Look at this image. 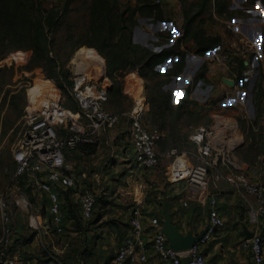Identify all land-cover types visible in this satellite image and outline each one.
I'll list each match as a JSON object with an SVG mask.
<instances>
[{"label":"rangeland","instance_id":"rangeland-1","mask_svg":"<svg viewBox=\"0 0 264 264\" xmlns=\"http://www.w3.org/2000/svg\"><path fill=\"white\" fill-rule=\"evenodd\" d=\"M41 1L46 14L54 15L58 23L57 28L49 34L48 56L54 61L53 67L35 47L33 25L27 24V16L18 19L7 15L5 18L2 16L3 10L0 11V194L12 184L14 163L11 149L21 127L20 118L25 108L38 103L36 98L31 99L30 94L43 87L44 98L54 86L67 105H73L68 87L75 76V64H78L74 62V56L83 47L94 50L98 61V58L101 61L104 59L107 80L103 81L99 73L92 80L108 85L109 110L126 111L133 106L135 98L145 96L148 99L150 108L146 113V123L164 132L158 143L161 150L169 146H182L199 124H212L217 119L232 121L238 127L228 130L227 135L238 141L234 154L251 171L260 167L258 164L264 152V0H174L177 6L169 9L168 3L155 5L153 0ZM241 12L252 18L249 25L261 27L260 30L254 29L251 37L241 28L234 27V17ZM142 31L149 34L143 35ZM28 45L32 47L27 48ZM175 51L178 54L176 59ZM190 52L205 54L207 60L200 62L196 58L189 61L191 66L184 73ZM213 52L219 54L220 61L210 57ZM150 54H153V65L142 67L144 59ZM169 59L174 62L171 67L167 64ZM210 59L217 61L221 68L211 66ZM244 60L246 65L243 64ZM92 63L86 60L81 64L92 66ZM77 66L81 67L79 64ZM247 67H253L254 71L244 75ZM138 70L143 76L135 73ZM52 71L57 75L51 76L49 73ZM109 74L113 75L114 85ZM184 78H187L186 82L181 85ZM223 78L233 80L234 84H227ZM59 82L62 84L60 88ZM128 129L127 120L122 119L118 125L104 130L98 153L84 159L89 163L92 159L96 161L99 168L92 173L102 170L103 179L107 178L93 184L88 179L85 182L97 195L95 220L108 213L112 216L105 221L113 223L114 219H118L113 215L118 214L120 209L130 211L134 203L140 202V208L143 207L147 215L150 214L148 209L156 206L160 209L158 215L161 222L169 219L175 223L172 221L174 208L185 213L189 211L178 204L175 196L181 189L191 199L190 207L195 216L191 222H186L189 229L201 216H205L206 208L199 201L200 197H205L207 192L216 195L222 189L221 185L224 187L223 193L234 194L236 200L243 203L241 192L236 189L227 192L226 187L228 189L229 186L224 181H212L203 192L189 189L184 180L172 184L164 163L152 171H144L141 177L142 191L137 192L136 202H133V196H130L135 181H126L133 172ZM66 162L76 174L79 173L77 162L70 157ZM20 190L29 199L27 211L15 210V216L19 215V219L26 223L20 224L17 240L23 243L27 217L35 212L45 215L48 200L45 194L36 190ZM78 192V187L61 192L66 218L72 220L74 225H80V219H77ZM22 193L17 191L16 194ZM236 208L243 219L244 207L237 203ZM35 234H29L26 242L33 241ZM57 235L61 236L54 235V243L57 237L65 241L71 239V243L75 238L69 232ZM101 237L104 241L100 245L107 246L106 261L112 255L111 245L116 244L107 235ZM36 240L38 245V238Z\"/></svg>","mask_w":264,"mask_h":264},{"label":"built area","instance_id":"built-area-1","mask_svg":"<svg viewBox=\"0 0 264 264\" xmlns=\"http://www.w3.org/2000/svg\"><path fill=\"white\" fill-rule=\"evenodd\" d=\"M153 1L157 5H163L171 0ZM210 57L221 60L216 52L210 53ZM102 65L104 81L107 80L104 59ZM75 66L77 67L76 64ZM253 71V67H247L243 73L248 75ZM75 72L70 94L77 103V110L64 105L63 97L57 89V94L42 98L44 102L39 106L25 108L20 118L21 127L11 149L14 162L12 184L7 191L0 194V264H48L38 259L25 261L11 252L15 234V210L27 211L29 207V199L27 194L21 192L18 179L23 178L26 187L28 185L31 190L45 194L49 202V222L55 233H62L61 202L53 185L57 184L61 189L69 190L77 184L73 175L68 172L70 166L66 162V153L79 147L98 145L100 133L118 125L122 119L127 120L129 127L133 151L132 174L141 169L154 170L164 159L170 182L184 180L190 188L199 192L206 190L212 181L227 182L241 192L249 223L257 226L259 219L264 218V178L252 181L242 172L240 162L234 154L238 141L227 135L228 130L232 131L238 127L235 122L233 124L232 121L217 119L212 124H199L188 136L191 143L189 148L170 146L160 152L157 146L164 132L146 123L149 103L145 96L135 98L129 110H109L105 106L108 101V85L104 82L98 84L92 77L88 78L82 73L78 76ZM30 95L31 99L35 100L33 93ZM258 165L264 167V152ZM17 191L22 194L17 195ZM206 199L208 215L204 232L185 250H176L169 245L161 230V220L158 216L151 215L150 248L159 259L170 264H182L183 257H186L188 264H209L202 246L224 226V219L217 209L216 198L209 195ZM96 201L97 195L90 187H82L78 192V212L83 221L93 217ZM182 205L185 207L187 201H183ZM28 224L34 230L39 229L34 214L28 216ZM129 225V231L118 245L112 262L147 264L144 240L146 228L137 212L130 218ZM240 245L250 254L252 264L264 262V236L257 228L249 238H243ZM47 256L52 264H85L78 260L77 263L68 261L54 253H47Z\"/></svg>","mask_w":264,"mask_h":264},{"label":"crops","instance_id":"crops-1","mask_svg":"<svg viewBox=\"0 0 264 264\" xmlns=\"http://www.w3.org/2000/svg\"><path fill=\"white\" fill-rule=\"evenodd\" d=\"M167 3H168L167 5L168 9L171 8V6L174 7L177 6V3L174 2V0L168 1ZM234 20H235L234 27L236 29L241 28V30L244 33L246 32L250 37L253 34L254 29L257 28L258 30H260L261 28L260 25L259 26L253 24L249 25L248 22L253 21L252 18H250L248 15L242 12L241 14L237 15V17H234ZM239 23H241L242 25H240ZM141 33L143 35L149 34L146 33L145 31H142ZM257 39L259 38L257 37ZM146 41L147 40H145V42ZM145 42L142 43L145 44ZM174 55H175L174 56L175 59L178 58V54L176 51ZM196 58H199L201 62L206 59V56L205 54L202 55L194 52H190L189 54H187L186 59L188 62L185 65L184 73H187V71L191 66L189 64V61H194L196 60ZM167 64L169 67H171L174 65V62L169 59ZM199 64L196 66V68L199 66ZM209 64L211 66H219L217 61L216 62L211 61V59ZM243 64L244 65L247 64L246 60L243 61ZM219 67L221 68V66ZM187 78H184L185 80L183 79V81L180 82L181 85L186 82ZM173 84L175 85V82ZM104 133H105L104 131L100 133V142L98 145L91 146L88 148L79 147L75 150L66 153V159L67 157H70L71 160H74V162L78 163L77 165V168L79 170L78 174H76L77 172L74 171L73 168H71L72 166H70L68 172L72 174L73 177L75 178L77 182L76 187L79 188V191L81 190L82 187L85 186L88 187L85 183L87 179L90 180L92 184L99 182V180L103 182V180L106 181L107 179L106 177L103 179L102 170L100 173L97 172L92 173L93 170H97V168H99L97 166L96 161H94L93 159L90 163L85 161L88 158L94 157V155L98 153V148L103 142ZM190 146L191 143L188 141L187 138V140L184 142L182 146H177V147L189 148ZM157 148L158 151L160 152L166 149L165 148L161 150L158 146ZM130 157H131L130 163H132L133 151H132L131 142H130ZM82 160H84V163H82ZM239 162L242 172L246 174L247 177L252 181H256L258 179L264 178L263 166L258 167L257 170L255 171H251L246 163H244L241 160H239ZM98 163L100 164V162ZM162 163L165 164L164 159L161 161V164ZM95 165L97 167H93ZM144 171H152V170L141 169L134 174L130 173L128 179L126 180L128 182L131 179L135 181V184H132L134 186L132 188L133 191L130 196V197L133 196L132 197L133 202H136L135 196L138 193H141L142 191L141 188L143 186V183L141 177ZM136 177L138 180L136 179ZM172 184H176V183H172ZM227 184L229 187L228 189L226 187V191L227 192L230 190L234 191L235 188L231 184L229 183ZM187 187L189 189H192L188 185ZM221 187L222 189H219L218 193L216 191L217 193L216 195L211 194L210 196H214L216 198L217 201L216 206L220 215L224 219V226L218 229L215 232L214 236L205 245L202 246L203 254L205 258L208 260L209 264H252L250 254L248 253L247 250L241 247L240 242L243 238H245V232L252 234L255 228H257L264 236V218L259 219V224L257 226H254L251 223H249L247 221L246 207L244 201L243 203H240V200H236L234 194L230 195V193H223L224 187L222 185ZM53 189L58 192L59 199L61 202V212L63 215V224H62L63 232L64 234L69 232L75 235L73 243H71L70 241L71 239L65 241L64 239L58 238L61 235H57L59 233H55V231L53 230V226L49 222L50 214L48 212V207H47L46 214L43 216L41 213L38 212L32 213L34 214L35 219L39 225V229L35 230L37 233L39 232V234H37L34 230L30 228L27 217V225L24 226L25 229L23 231V236H24L23 243L17 240L19 239L18 234H19L20 224L22 223L24 225L26 223H24V221L19 219V215L15 216L14 214L15 234L11 245L12 254L17 255L20 259H23L25 261L38 259V260H44L48 262V264H52V263L50 262L47 253H54L60 257H63L68 261H74L75 263H77L78 260V261H82L85 264H113L112 260L115 255V251L118 245L121 243L122 239L129 231L130 228L129 220L133 215H136L137 212L140 215L143 225L146 228L144 231V240L146 243L147 264H170L168 262L159 259L150 248V240H151L152 232L149 229V218L151 217V215H156L159 217L158 212L160 209H158L156 206H151L150 209H148L150 210V214L147 215L146 211L143 210V207H141L142 209L140 208L139 206L140 202L134 203L135 206H133L130 211L127 210L123 211L122 209H120L118 211V214L113 215L116 216V218H118V219H114L113 223L112 222L107 223L105 221L107 220V218H110L112 216L107 213L104 216L99 217L97 220H95V218L92 217L90 220H88L86 224H82L86 221H83L80 218L78 212L77 217L80 219V225H74L72 223V220H68L66 218V214L62 206L63 201H61L63 194L61 192H66L68 190L61 189L57 184L53 185ZM207 195H209V192H207L206 196ZM175 196H177V200L179 202L178 204L180 206L183 201H187V205L185 207L182 206L181 207L185 209L187 208L189 211L185 213L183 211H178L177 209L174 208L172 210V212L174 213L172 216V221L175 223H172V225L175 227L176 231L181 235H186L188 233H191L192 235H197L205 228V225L207 223L208 204H207L206 196L200 197L199 200L201 204L206 208L205 216L204 217L201 216L200 219L196 221V223H194L193 226L190 227V229L189 226L186 225V222L187 223L191 222L195 217L193 216L191 211L192 207H190L191 199H189L188 195L184 192L183 189H181L178 193H176ZM237 203L244 207L245 215L243 219L240 218L239 209L236 208ZM33 232L36 233L34 240L38 238L39 241L38 245H36L37 243H35L34 240L31 241L30 243L26 242L27 236H29V234H32ZM45 232H48L49 234L45 235ZM54 235L58 236L56 238L57 241H55V243L53 242ZM100 235L104 237L107 235L108 239L112 240V242L116 244V245H111V247H113L112 255L106 261L104 260L106 259L105 250L107 246L100 245V243L104 241L102 237L99 238ZM81 239L83 240L82 242ZM86 243H90L92 245H85Z\"/></svg>","mask_w":264,"mask_h":264},{"label":"trees","instance_id":"trees-1","mask_svg":"<svg viewBox=\"0 0 264 264\" xmlns=\"http://www.w3.org/2000/svg\"><path fill=\"white\" fill-rule=\"evenodd\" d=\"M9 4H12V5L9 6ZM2 10H3L2 16L5 18L7 17V15L18 18V19L24 18V15L27 16V24L32 23L33 25L32 30H33V40H34L35 47H37L40 50V52L44 55L43 56L44 60L48 63V65L50 67H53L54 61L52 58L48 56V52L50 50L49 49V46H50L49 34L57 28L58 23L56 19H54L55 17L54 15H49V13L46 14L44 7L42 6V1L41 0H0V11ZM50 13L52 14L53 10H51ZM31 47L32 46L30 45L27 46V48H31ZM167 54L168 53H166V55ZM152 56L153 54L152 55L150 54L148 57L144 59V63L142 67L149 66V65L151 67L153 65V63L151 62ZM135 73L139 74L140 76H143V73H141V71L139 70L136 71ZM49 74L51 76H54V75H57V72L52 71V73H49ZM109 77L112 79V84L114 85L113 75L109 74ZM57 84L59 88L62 85L60 82ZM71 86H72V82H70L69 87H68L69 93H70ZM70 98L73 101V105H67L66 101L63 98L64 105L67 108L77 110L78 108L77 103L74 101L71 94H70ZM108 101H109V97H108ZM107 103L105 105L106 108H107ZM149 108H150V104H149ZM88 147H91V146H88ZM13 170H14V167H13ZM17 183L22 190L27 191V188L31 190V187H29L28 185L27 187L25 186V182L23 178L20 177ZM97 204H98V200L96 201V206ZM77 219L79 220L78 217Z\"/></svg>","mask_w":264,"mask_h":264},{"label":"bare ground","instance_id":"bare-ground-1","mask_svg":"<svg viewBox=\"0 0 264 264\" xmlns=\"http://www.w3.org/2000/svg\"><path fill=\"white\" fill-rule=\"evenodd\" d=\"M94 52H95L94 50H90V49H87V48H84V47L80 48L77 51V53L74 56L73 60H74V62H76L79 65H81V67L80 66L76 67V72H75L76 75L80 76V74L82 73L86 77L89 78V77H95L96 74L99 73L98 76H101L102 78L104 77L102 61H101L100 58H98L99 61L95 58V53ZM78 59H80V60L78 61ZM86 60L90 61V62H93L91 64L92 66H89V65L82 66L83 62L86 63ZM78 64H76V65H78ZM133 86H134V84H133ZM42 88H39V89L35 90L34 93H33L34 99L36 98L38 100V103L35 106H39V104H42L44 102L43 101L44 99H42L43 98L42 97ZM135 88H136V86H135ZM50 89H51L50 95L51 94H57V92H58L57 88L52 86ZM134 91H136V90H134ZM233 124H234V122H233Z\"/></svg>","mask_w":264,"mask_h":264},{"label":"water","instance_id":"water-1","mask_svg":"<svg viewBox=\"0 0 264 264\" xmlns=\"http://www.w3.org/2000/svg\"><path fill=\"white\" fill-rule=\"evenodd\" d=\"M223 80L229 85L234 84V81L231 79L223 78ZM161 230L166 235L169 245L176 250H185L189 248L195 241L199 239V237L204 232V230H202L197 235H192L191 233L181 235L176 231L175 227L172 225V222L169 219H165V221H162ZM250 236L251 233L245 232V238H249ZM182 263L188 264V259L186 257H183Z\"/></svg>","mask_w":264,"mask_h":264}]
</instances>
